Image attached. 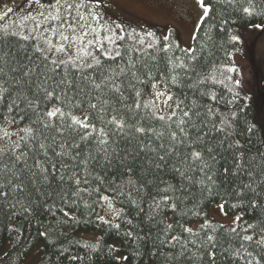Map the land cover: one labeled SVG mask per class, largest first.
<instances>
[{"label": "snow or ice", "instance_id": "6c2138e0", "mask_svg": "<svg viewBox=\"0 0 264 264\" xmlns=\"http://www.w3.org/2000/svg\"><path fill=\"white\" fill-rule=\"evenodd\" d=\"M217 2L234 6L236 0ZM103 3L104 0H24L26 8L19 21L0 26V201L15 199L16 203H8L13 215L17 214V203L29 216L40 210L55 216L56 209L62 212V225L79 223L75 213L85 208L90 215L95 214L98 226L119 233L122 223L131 225L132 221L117 203L138 207L143 186L134 182L133 168L123 157V170L118 168L117 175L105 177L119 157L115 149L109 150L115 136L137 138L140 152L150 149L156 153L158 170L171 166L181 180L209 192L216 183L218 150H229L231 169L224 167L223 173L231 171L236 176L244 172L249 176L234 190L235 196L246 198L251 193L258 197L260 193L253 185L264 186V175H254L251 168L259 160L260 172L264 174V151L257 148L258 155L246 159L248 153L238 139L246 132V142H250L255 133L253 126L242 127L240 123L245 82L236 78L242 74L233 55L227 54L232 63L205 61L195 55L196 49H180L178 44L168 42L167 36L162 38L165 43L157 52L153 43L139 33L133 46L126 47V30L119 24L105 22L100 11ZM195 3L202 9L203 24L212 6L205 0ZM12 11L7 8L0 14V22ZM242 12L249 17L257 14L253 0ZM258 14L264 15V9ZM253 27L264 28V24ZM199 30L198 26L196 31ZM146 35L155 39L153 32ZM230 39L234 45L241 43L239 35ZM173 47L184 52L187 59L175 52L169 55ZM159 53L165 55L161 57ZM150 142H157L156 147L152 148ZM161 183L165 187L158 191L165 195L159 201L153 197V203L156 208L163 204L176 212V193L182 189ZM44 188L48 189L46 194ZM30 189L45 196L46 202L28 199ZM21 197L28 202H22ZM249 206L254 210L264 208V202L251 199ZM219 207L223 210L224 205ZM256 221L250 223L236 215L233 225L225 230L226 240L205 221L200 226L205 232L204 243L198 249L203 250L200 259L206 256L208 264H215L219 250L230 264H264V219L257 217ZM172 228L171 223L167 224L163 234L168 236ZM52 230L46 229L40 235L48 236ZM183 231L189 236L196 234L192 228ZM124 236L133 245L146 239L139 234L134 236L131 229ZM102 240L103 236L95 246L82 243L76 247L96 253L97 260L102 253L104 264L130 260L115 245L102 246ZM188 243L196 246L191 240ZM177 244L178 251L164 254L166 261L194 259L195 254L180 236L160 239L164 248H175ZM133 251L139 255L138 246ZM158 253L159 248L152 255ZM65 258L82 262L85 256ZM88 259L95 264L90 254Z\"/></svg>", "mask_w": 264, "mask_h": 264}, {"label": "trees", "instance_id": "16d2710c", "mask_svg": "<svg viewBox=\"0 0 264 264\" xmlns=\"http://www.w3.org/2000/svg\"><path fill=\"white\" fill-rule=\"evenodd\" d=\"M253 2L257 14L249 17L242 12L243 7L248 6L249 0H236L234 6L217 2V0H205L206 4H211L213 10L203 24H200V30L196 32V39L193 41L192 48L196 49L195 55L203 57L205 61L215 60L217 63H232V61L227 59V54L230 53L234 57L239 45H234L230 37L232 35H240L242 31L248 27H253L256 23L264 24V15L258 14L261 9H264V1L253 0ZM167 37L168 42L172 45L178 44L180 49H185L177 30L171 29ZM162 38L161 36L157 41L153 42L157 52L165 43ZM134 41H136V38L126 37V47H132ZM180 49L173 47L169 55L175 52L181 58L187 59L185 53L180 51ZM209 53L211 55H208ZM145 55L151 61L152 57L147 55V51ZM164 55V53H159L161 57ZM160 67H164L163 60L160 62ZM5 72H8L7 68H5ZM10 83L11 80L9 79ZM260 97L264 98V94L261 93ZM243 103L244 108L240 114L241 126H253L255 134L251 136L250 142H246L249 135L246 132L240 135L238 139L244 144L248 153L245 158L249 159L251 156L258 155L257 148L264 151V144H261V139L264 138V127L262 121L258 118L253 100L245 98ZM74 112L80 114L79 109H75ZM112 139L115 143H110L109 150L115 149L119 153V157L108 168L105 177L117 175L118 168L121 171L123 170L120 161V157H123L125 158V163L133 168L134 182L143 186V199L137 201L138 207H130L128 203L123 205L117 203L118 208L121 206L124 208V215L132 221V224L122 223L121 229L117 233L116 230H108L106 226H98L95 214L90 215L88 209L81 208L75 213L79 218V223L72 222L62 225L59 223L62 218V212L56 209H54L56 211L55 216L45 213L43 210H40L34 216H29L27 213H23V209L17 203L15 209L17 214L13 215V210L8 207V203H16L15 199L9 202L0 201V264H24L37 249L42 252L40 264H92V261L88 259L89 254L95 264H104L102 253L100 254V259L97 260L96 253H90L83 248L76 247V245L82 243H87L90 247L95 246L97 241L83 238L84 233L92 232L103 236L102 246L115 245L120 249L121 253L129 255L130 260L122 261L121 264H208L206 256L203 260L200 259L203 250L198 251L199 245L204 243L205 238V232L201 230L200 226L205 221L210 222V227L218 229L217 235L223 237L224 240L227 239L225 230L231 227L215 222L210 216V208L223 204L227 214L232 216L242 215L244 221L250 223H256L257 217L264 219V208L254 210L249 206V200L251 199H255L257 202H264V186L253 185L260 193L258 197L251 193L246 198L237 197L234 194V190L241 182H247L249 176L244 172L238 173L236 176H233L231 171L227 175L223 173L224 167L231 169V154L229 150H218L220 154L217 156V163L214 166L216 183L211 185L212 191L209 192L198 184L194 185L190 181L181 180L172 171L171 166L158 170L155 167L156 153L150 149L140 152V142L137 138L128 139L115 136ZM150 143L152 148L156 147L157 142ZM212 146L215 147V142H213ZM221 156L223 159H221ZM172 159L175 162V157ZM258 165H260L259 160L253 162L252 173L256 176L264 175L261 174L260 166ZM100 171L101 169H97V172ZM161 181L176 185L182 189V191L176 193L179 197L175 201L178 205L176 212H172L170 208L165 207L163 204H161L160 208H156L153 203V197L159 201V198L165 195L164 192L158 191L159 188L165 187V183H161ZM47 191L48 189L44 188L45 194ZM31 192V197H28V199H39L41 203L46 202L45 196L38 195L34 190H31ZM21 200L24 203L28 202L24 197H21ZM233 204L237 205V207H232ZM56 206L57 209L60 206L58 197L56 198ZM140 208L143 211H140ZM169 223L173 225V228L169 231L168 236H165L162 229ZM195 223H200L199 226L192 228L194 233H196L195 235L189 236L188 233L183 231L184 228H191ZM221 225L224 227L221 228ZM13 228L15 229L14 231L11 230ZM50 228L54 230L50 231L48 236L40 235V232ZM128 229L133 231L134 236L139 234L140 236H146V239L137 241V245H133L132 241H129L124 236V232ZM158 235L160 239H168L173 235L180 236L181 242L188 244L192 253L195 254L194 259L188 260L181 257L175 262L166 261L164 254L178 251L180 245L177 244L175 248L172 245L167 248L161 247L160 239H157ZM189 240L195 242L196 246L193 247V244L188 243ZM137 246L139 255H136L133 251V248ZM157 248L160 249L162 254L152 255V252L156 251ZM37 253L39 254L38 251L34 254ZM76 254L84 255L85 259L82 262H70L65 258L68 255ZM215 264H230V262L226 261L219 254V250H217Z\"/></svg>", "mask_w": 264, "mask_h": 264}, {"label": "rangeland", "instance_id": "374dc122", "mask_svg": "<svg viewBox=\"0 0 264 264\" xmlns=\"http://www.w3.org/2000/svg\"><path fill=\"white\" fill-rule=\"evenodd\" d=\"M7 8H12L13 11L0 22V26L18 22L26 6L24 0H0V14ZM100 11L106 23L121 25L126 30V37L133 39H137L136 33H139L141 38L153 43L175 29L179 32L185 49L193 48V36L200 26L202 15V9L195 0H104ZM148 32L155 33V39L148 37ZM239 36L241 43L233 60L242 76L236 78H242L245 82L243 93H246L247 100H253L264 127V98L260 97L261 93L264 94V28L248 27ZM219 205L221 204L210 209L211 218L219 224L232 226L236 215L227 214L225 207L221 210ZM199 224L195 223L191 228ZM100 237L94 232L83 234V238L91 241H97ZM36 251L39 254H34ZM36 251L24 264H40L42 252L40 249Z\"/></svg>", "mask_w": 264, "mask_h": 264}, {"label": "bare ground", "instance_id": "6f19581e", "mask_svg": "<svg viewBox=\"0 0 264 264\" xmlns=\"http://www.w3.org/2000/svg\"><path fill=\"white\" fill-rule=\"evenodd\" d=\"M211 209V208H210Z\"/></svg>", "mask_w": 264, "mask_h": 264}]
</instances>
